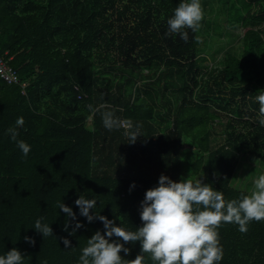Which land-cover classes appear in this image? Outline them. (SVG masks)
Masks as SVG:
<instances>
[{
	"label": "trees",
	"instance_id": "16d2710c",
	"mask_svg": "<svg viewBox=\"0 0 264 264\" xmlns=\"http://www.w3.org/2000/svg\"><path fill=\"white\" fill-rule=\"evenodd\" d=\"M180 3L0 0V53L13 56L10 64L28 82L24 90L0 77V255L16 248L23 255L22 264H80L88 239L98 230L105 232L102 221L89 222L80 215L75 204L80 195L97 201L92 213L137 231L143 223L140 212L146 190L158 186L162 174L185 180L183 168L187 170L191 157L184 153L182 137L190 123L198 125L192 135L199 150L192 164L194 174L205 164L206 184L221 191L225 201L250 194L237 184L234 173L245 155L264 162V126L258 123L255 99L264 90V0H230L228 21L240 23L245 31L240 53L228 52L220 67L198 61L200 27L183 30L187 41L168 34V19ZM208 24L212 26L209 20ZM218 27L212 26L219 32ZM113 73L117 83L133 87L143 83L150 87L148 94L158 98L171 89L163 115L162 110L157 112L158 98L148 95L142 101L127 96L125 110L116 113L120 121L130 116L149 130L155 114L165 116L167 126L158 136L170 144L159 158L163 170L119 175L109 162L113 147L99 140L107 129L97 123L99 112L94 126L86 125L96 106V85L115 83ZM21 117L23 125L18 126ZM219 119L225 125L223 141L212 135V122ZM9 129L17 131V141L30 145L27 157ZM151 135L142 138L143 152ZM60 202L72 208L76 219L59 209ZM37 219L48 224L53 235L37 232ZM77 221L82 227L70 234ZM238 227L222 223L218 228L223 249L218 264H264V221L250 222L246 233ZM64 237L71 241L68 248ZM124 246L130 250L120 253L126 262L141 254L143 264H156L150 254L141 253L139 241Z\"/></svg>",
	"mask_w": 264,
	"mask_h": 264
},
{
	"label": "clouds",
	"instance_id": "9594fccd",
	"mask_svg": "<svg viewBox=\"0 0 264 264\" xmlns=\"http://www.w3.org/2000/svg\"><path fill=\"white\" fill-rule=\"evenodd\" d=\"M202 19L200 0H181L174 15L168 19V34H179L182 40L187 41L188 33L183 30L195 31ZM255 99L259 103L261 117L258 123L264 126V90H259ZM102 120L108 130L125 127L129 143H134L142 135L138 125L137 130L132 131L131 121H120L114 118L111 111H104ZM16 123L22 126L23 118H18ZM8 132L11 139L17 141V131L9 129ZM17 146L27 157L30 145L19 140ZM96 203L94 198L86 199L82 195L75 201L80 215L89 222L99 219L105 229L103 234L98 230L88 239L79 258L80 264H143L141 254L127 262L120 255L122 251L125 254L130 251L124 244L136 241L141 244V253L150 254L156 264H218L223 259L218 232L222 223L237 224L238 230L246 233L250 222L264 221V174L254 181V190L249 195L242 194L238 200L231 201H225L221 191L214 190L202 181H174L162 174L158 186L145 192L140 212L143 223L135 232L125 230L106 216L92 213L90 210L95 208ZM58 207L67 217L76 219L72 208L64 202L58 203ZM41 219L36 220L35 230L42 233L43 237L53 235L52 228L48 224H42ZM80 227L82 224L77 221L70 234H74ZM65 230H68L67 223ZM113 236L116 240L111 239ZM62 239L65 248L71 246L67 237ZM25 240L35 244L31 237L26 236ZM22 258V253L13 248L6 255H0V264H22Z\"/></svg>",
	"mask_w": 264,
	"mask_h": 264
},
{
	"label": "crops",
	"instance_id": "0c3cea01",
	"mask_svg": "<svg viewBox=\"0 0 264 264\" xmlns=\"http://www.w3.org/2000/svg\"><path fill=\"white\" fill-rule=\"evenodd\" d=\"M115 75H111L112 79L116 81L115 83H107V84H98L96 85L97 94L96 99L94 100L96 103V106L94 109H97L96 111H93V113L88 117L86 121V125L89 127L94 126V117L95 112L97 113V123H102V113L104 111H111L114 115V118H116V113L118 114V111L125 110L123 102L125 101L126 97H132V100L137 99L138 101H142L143 99H146L149 97H156L159 96L157 94L150 95L148 94L147 90H150L149 86H145L143 83H140L139 85L131 86L129 84H122L117 83L118 78H116V73H113ZM105 77V75L103 76ZM125 90L124 92H122ZM113 93H110L112 92ZM148 95V96H147ZM171 89H167V91L160 93V98H158V108L157 112L161 114L159 110H162V115L165 109V106L171 102ZM102 98H108V100L103 101ZM162 108V109H161ZM100 110H102L100 114ZM143 110H145L143 108ZM144 113V112H143ZM165 115V113H164ZM121 121H131L132 122V131L137 130V125H142L143 130H141L139 126V132L142 134L137 137L136 141L134 143H129L130 140L127 135H125V127H119L114 128L112 130L104 129L101 133L102 137L99 138L100 142H104V145H109L110 147H113L112 152H108V156L111 155L114 156L113 159H110V164H113V169L115 171H118L119 175H131L138 171L146 170L148 172H157L159 171V168L163 170V166L160 161V156L164 155L165 152L169 149L170 144L165 139H158V136L162 134V128L167 126V122L165 121L164 117H156L155 114V120L151 121L153 127L152 129H147L148 126L146 124L139 123L135 118L128 117H121ZM105 128V127H104ZM152 132L150 143L147 142L144 145L145 152L142 150L143 142L142 138L143 136L149 134ZM157 136L156 138L153 137ZM185 147V146H184ZM160 148V153H158V149ZM192 148L196 150L197 146L196 144L192 145ZM155 150V151H154ZM149 151H154L153 154L149 153ZM184 153L188 155L187 147L184 149Z\"/></svg>",
	"mask_w": 264,
	"mask_h": 264
},
{
	"label": "rangeland",
	"instance_id": "374dc122",
	"mask_svg": "<svg viewBox=\"0 0 264 264\" xmlns=\"http://www.w3.org/2000/svg\"><path fill=\"white\" fill-rule=\"evenodd\" d=\"M229 3L230 0H201L203 19L200 21L199 25L202 31L198 37L199 52L201 53V57H198V61L203 66L220 67L228 52L240 53L245 27L235 21H228ZM208 20L211 22L212 26H219V32L208 24ZM220 117L226 121L227 117L225 114L221 113ZM187 118L188 116H186V119L183 121L185 125L189 123ZM212 125V129L214 128V133L212 135L214 136L217 134L219 137L218 141H223L225 125L220 122V119L212 122ZM197 127L198 125L196 124L189 125L188 133L182 137L183 143L188 149V155L191 157V160H187V170L183 168V177L185 180H191L194 183L198 181L206 183L205 164L198 174H194L192 167L193 162L199 158V153L197 154V151H199L198 148H196V150L192 148V145L196 144L192 143V135L194 133L193 131L198 129ZM261 174H264V162L254 155H245L241 159L234 173V177L240 187L251 193L254 190V181L258 179Z\"/></svg>",
	"mask_w": 264,
	"mask_h": 264
},
{
	"label": "built area",
	"instance_id": "2783aa9c",
	"mask_svg": "<svg viewBox=\"0 0 264 264\" xmlns=\"http://www.w3.org/2000/svg\"><path fill=\"white\" fill-rule=\"evenodd\" d=\"M12 56H7V52L0 53V77L10 84H19L24 90L27 86V81L21 79L17 68L10 64Z\"/></svg>",
	"mask_w": 264,
	"mask_h": 264
},
{
	"label": "bare ground",
	"instance_id": "6f19581e",
	"mask_svg": "<svg viewBox=\"0 0 264 264\" xmlns=\"http://www.w3.org/2000/svg\"><path fill=\"white\" fill-rule=\"evenodd\" d=\"M190 122V121H189ZM187 123V122H186ZM183 124H185V123H183ZM190 125H191V123H190ZM202 128V127H201ZM201 128H200V130H201ZM205 132V131H204ZM198 133V132H197ZM202 134V133H201ZM200 134V135H201ZM197 137H199V135L197 136ZM196 138V137H195ZM196 140V139H195ZM197 140H199V139H197Z\"/></svg>",
	"mask_w": 264,
	"mask_h": 264
}]
</instances>
